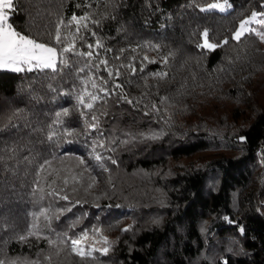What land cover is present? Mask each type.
I'll return each mask as SVG.
<instances>
[{"label": "trees", "instance_id": "trees-1", "mask_svg": "<svg viewBox=\"0 0 264 264\" xmlns=\"http://www.w3.org/2000/svg\"><path fill=\"white\" fill-rule=\"evenodd\" d=\"M218 1L14 0L9 23L44 43L88 16L76 48L93 56L0 71L5 264H264V41L231 38L264 0L200 10ZM205 29L229 43L197 47ZM83 232L109 251L77 256Z\"/></svg>", "mask_w": 264, "mask_h": 264}, {"label": "snow or ice", "instance_id": "snow-or-ice-1", "mask_svg": "<svg viewBox=\"0 0 264 264\" xmlns=\"http://www.w3.org/2000/svg\"><path fill=\"white\" fill-rule=\"evenodd\" d=\"M231 5L228 0H223V2H213L208 3L206 7H202L201 11H211L219 10L220 12L226 11ZM14 9V0H0V70H8L12 72H24L33 71L34 69L43 70L50 69L53 72L61 70L59 65L65 67L69 66V60L67 54L72 53L73 55L87 56L91 58L93 56L92 51L81 52L76 48L77 34L80 33L81 28L87 27L86 21L89 20L88 16L77 17L73 15L68 23L65 25L61 20L58 22V26L52 40L48 43L40 42L30 35L22 34L18 32L11 23H9L10 13ZM264 13L253 12L250 17L241 19L239 21L238 27L232 33V39L239 42L241 38L247 33H255L260 37L261 41H264V33L256 32L254 28L251 27L253 21L258 24H264V20H257L258 16H262ZM71 25H75V32H69L67 36H62L61 27L68 28ZM202 43L198 44L197 47L206 48L210 50H215L218 47H223L229 43L228 38L223 39L221 43H215L209 41L208 30L205 29L202 33ZM82 39V37H80ZM59 46V47H57ZM93 45L89 44L88 48L91 49ZM97 47H102V45L97 42ZM147 59V57H145ZM154 62V61H150ZM166 62V58H165ZM102 64L107 66V60H102ZM83 71V69H81ZM110 76L112 72L108 73ZM119 74L118 72L116 73ZM92 87L95 88L96 84L93 83ZM119 87V85H117ZM101 91H104L101 89ZM88 97V101H85V97ZM98 97L87 91V88L82 91L80 95L76 97L78 104L91 109L93 107L92 101H96ZM132 103V101H128ZM68 115V110L65 109L63 113L57 112L56 116ZM68 135H73V132L69 131ZM51 138V137H50ZM100 159V157H96ZM45 163H48L47 161ZM83 163V161H81ZM43 168V166H41ZM67 199V197H63ZM41 215H46V210L40 213ZM36 225L33 224V228ZM94 232H99V229H94ZM243 232V228H240ZM33 234V233H30ZM21 240L25 239L24 236L20 237ZM94 239V237H93ZM89 240V234L83 232L78 239L71 240L72 251L80 256L82 259L91 257L94 251H102L107 253L109 249L104 247L102 249H96L94 245L86 244L85 242ZM104 244H108L107 237H103ZM51 259L50 257L48 258ZM0 264H5V261L0 259ZM8 264H38L37 261L28 260H12Z\"/></svg>", "mask_w": 264, "mask_h": 264}, {"label": "rangeland", "instance_id": "rangeland-1", "mask_svg": "<svg viewBox=\"0 0 264 264\" xmlns=\"http://www.w3.org/2000/svg\"><path fill=\"white\" fill-rule=\"evenodd\" d=\"M218 2H223V1H218ZM228 3L231 5V3H230L229 1H228ZM231 9H232V5H231L230 8H228V9H227L226 11H224V12H220L219 10H211V11H217V12H220V13H227V12H229ZM257 20H259V16L257 17ZM254 24H256L255 21L252 22L251 27H252ZM34 70H38V69H34ZM0 71H8V70H0ZM98 241H99L98 236H95L94 239H93V238L89 239V242H88L87 244H91V245H94V246H95V244H98Z\"/></svg>", "mask_w": 264, "mask_h": 264}]
</instances>
